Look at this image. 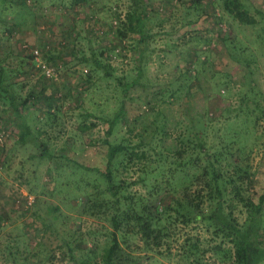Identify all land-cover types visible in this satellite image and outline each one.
Wrapping results in <instances>:
<instances>
[{"label": "rangeland", "instance_id": "rangeland-1", "mask_svg": "<svg viewBox=\"0 0 264 264\" xmlns=\"http://www.w3.org/2000/svg\"><path fill=\"white\" fill-rule=\"evenodd\" d=\"M237 1L248 9L241 19L234 17L231 0H148L144 23L153 39L140 60L143 44L138 34L118 35L134 0H27L32 14L21 29L11 28L17 5L0 0V65L9 73L17 103L30 94L36 97L23 116L33 130L50 132L57 156L104 168L107 139L129 151L146 152L149 170L165 171L169 161H159L155 151L165 154L197 145L196 132L203 133L199 140L208 145L238 137L243 158L257 171L259 189L264 179V122L255 123V111L250 115L241 101L249 91L257 101L264 97V0ZM229 50L237 53L240 63L229 57ZM132 81L134 86L123 93L121 85ZM121 105V122L106 138L101 119L114 115ZM49 107L56 110L54 121L46 117ZM205 115L212 122L204 123ZM18 121L14 110L0 102V264H78L71 256L86 257L90 249L99 255L108 243V223L102 216L81 215L77 205L80 187L95 192L103 185L93 181V174L71 166L51 171L53 162L30 158L36 152L31 145L14 146ZM141 137L144 144L139 148ZM144 162L124 159L114 168L130 196L144 195L146 186L154 183L152 176L138 182ZM182 173L193 170L179 177ZM156 180L164 186L162 176ZM29 198L34 203L25 208ZM36 214L40 219L56 216L55 228H42ZM234 216L243 223L240 207ZM170 227L161 252H139L129 244L122 248L152 257L143 264H187L180 256L185 236L204 241L206 261L215 260L210 249L216 245L231 247L213 241L200 225L175 222Z\"/></svg>", "mask_w": 264, "mask_h": 264}, {"label": "trees", "instance_id": "trees-1", "mask_svg": "<svg viewBox=\"0 0 264 264\" xmlns=\"http://www.w3.org/2000/svg\"><path fill=\"white\" fill-rule=\"evenodd\" d=\"M13 1L18 10L11 28L21 29L26 26L27 18L32 14L31 7L30 4H27V0ZM134 1L135 5L132 11L126 14L123 22H120L121 27L118 30V35L120 38H126L128 31L138 34L139 42L143 44V48L140 49L141 60L153 37L144 23L148 0ZM231 2L236 19L248 15L245 5L237 0H231ZM4 3L3 1L2 4ZM260 17L264 28V13L261 12ZM30 57L33 58L32 54ZM229 57L240 63L234 50H229ZM19 58L22 59V57ZM44 59L46 58L44 57ZM82 61L88 63L84 57ZM140 63L141 61H139ZM94 65L97 69L102 68L100 61H94ZM140 73L141 70H139L138 77H140ZM8 74L0 65V102L10 106L16 117L20 119L15 124L17 135L13 145L19 148L31 145L36 152L30 158L45 161L48 164L53 162L54 166L51 167V171L58 172L66 165L71 166L74 171L93 174V181H98L103 185V188L95 192H89L87 185L80 187L82 192L77 208L81 215L104 218L109 226L108 243L99 255L96 254V250L90 249L86 257L81 256L79 259H75L71 256L74 262H78V264L146 263L151 261V256L132 255V253L125 252L122 246L129 244L128 246H134L135 250L139 252H161L164 250V243L169 240V231L172 230L170 226L178 222L184 227L200 225L209 232L213 241L220 239L222 242L231 244L228 249L222 248L220 245L211 248L210 251H212L215 260L206 261L203 259L201 250L204 247V241L197 236H185L182 238L180 256L187 264L264 263V179L260 188L257 189L258 174L243 158L244 147L241 145L240 138L233 137L227 141L221 140L208 145L199 140V136L203 133L196 132L193 138L195 136L198 138L197 145H182L173 151H166L165 154L155 151L153 155L157 156L159 161H169V166L165 169L166 173L164 170H149L150 164L146 159V152L129 151L121 143L113 144L105 139L104 144L107 148L104 168L85 167L69 158L54 154L51 150L50 132L37 127V130H33L27 124L23 113H28L29 106L35 102L36 97L30 94L23 102L17 103L16 97L10 92ZM105 75L110 76L107 71ZM135 83V81L128 84L123 83L121 85L123 93H126ZM41 91L43 93V90ZM255 97L251 91L245 92L241 101L242 106L245 103V108L250 115L255 111V123L258 120L264 122V97L261 96L263 101H257ZM248 101H251L249 102L251 105L248 104ZM122 113L123 105L111 117L101 119L106 127L104 132L106 138L112 135L114 129L121 122ZM56 115V110L49 107L46 113L47 119L54 121ZM203 117L204 123L212 122L207 120L206 115ZM141 138L136 145L139 148L144 144L143 137ZM262 138H264V129ZM124 159L129 162L145 160L139 168L138 182H144V178L147 176H152L155 180L153 184L146 186L144 195L130 196L127 193V183L114 173V168L117 170L123 164ZM190 169L193 170V173H182L179 177L180 172H187ZM158 176H162L164 179L162 183L164 186H161L156 180ZM133 184L137 183H131V185ZM166 195L170 196V200L164 203L163 199L166 198ZM23 206L29 208L26 200L23 202ZM237 207H240L245 213L243 223H239L234 216V210ZM36 216L45 230L55 228L56 216L50 218L47 216L46 219H40L42 217L38 214ZM138 239L141 243L138 242ZM69 252L73 253L71 248H69ZM37 253L40 256V253ZM11 256L15 257L14 254Z\"/></svg>", "mask_w": 264, "mask_h": 264}, {"label": "built area", "instance_id": "built-area-1", "mask_svg": "<svg viewBox=\"0 0 264 264\" xmlns=\"http://www.w3.org/2000/svg\"><path fill=\"white\" fill-rule=\"evenodd\" d=\"M33 54H34V57H36L38 55V52L35 50L33 52ZM46 75L47 76H51V73H50L49 70L46 71ZM32 202H33V199L32 198L27 199V201H26L27 206H30L32 204Z\"/></svg>", "mask_w": 264, "mask_h": 264}]
</instances>
